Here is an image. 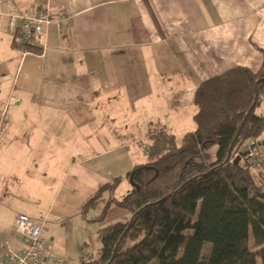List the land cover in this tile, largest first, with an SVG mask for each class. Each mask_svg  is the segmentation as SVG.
Listing matches in <instances>:
<instances>
[{
  "label": "crops",
  "instance_id": "1",
  "mask_svg": "<svg viewBox=\"0 0 264 264\" xmlns=\"http://www.w3.org/2000/svg\"><path fill=\"white\" fill-rule=\"evenodd\" d=\"M39 8L52 21L41 49L24 51L13 44L9 15ZM257 46L264 0H0V241L26 247L15 231L25 213L54 243L44 216L79 213L125 176L136 165L130 146L150 125L195 126L198 85L237 66L257 71ZM118 157L127 171L108 181L102 168ZM261 165L250 169L262 178ZM32 206L43 218L28 214Z\"/></svg>",
  "mask_w": 264,
  "mask_h": 264
},
{
  "label": "trees",
  "instance_id": "2",
  "mask_svg": "<svg viewBox=\"0 0 264 264\" xmlns=\"http://www.w3.org/2000/svg\"><path fill=\"white\" fill-rule=\"evenodd\" d=\"M39 51L41 46H24ZM263 61L257 71L246 66L225 70L196 88V127L178 139L166 126L149 128L151 144L146 161L125 176L102 185L81 207L86 214L104 202L96 221H102L110 205L134 215L99 229L98 259L81 264H264V161L262 178L250 167L258 162L241 159L242 145L257 142L264 132V115L256 108L264 95V47L257 46ZM259 97L227 160L230 145ZM216 146L215 157L209 152ZM264 149V145H263ZM123 178L130 188L122 197L115 191Z\"/></svg>",
  "mask_w": 264,
  "mask_h": 264
},
{
  "label": "rangeland",
  "instance_id": "3",
  "mask_svg": "<svg viewBox=\"0 0 264 264\" xmlns=\"http://www.w3.org/2000/svg\"><path fill=\"white\" fill-rule=\"evenodd\" d=\"M256 111L258 113H264V98L261 105L256 108ZM138 127L141 130L146 129V127L143 125H140ZM156 127H159V125H150V128ZM170 127L179 139L186 131L195 129L196 123L195 126L175 125L174 127ZM130 141L128 140V142ZM150 144L151 139L147 134L139 138L138 142L135 140V143L131 144L130 149L133 151V161L135 164H137L138 162L142 163L146 161V151L149 148ZM248 145V142L245 143L243 145V148L246 146L248 147ZM259 145L263 147V145ZM215 151L216 146H212L209 150L212 159H214L215 157ZM105 158L106 157H103L102 160H104ZM118 160L119 162L116 163V167L114 164H109L105 169L102 168L106 171V173L103 174L106 180L110 181L114 179L115 176L127 171L122 158L118 157ZM129 188L130 185L127 181L124 180L118 187L116 195L119 198L122 197ZM103 205L104 202L100 203L97 207L91 209L85 216L82 215L81 212L71 214L67 217H60L53 214L49 215L48 218H45L44 216V219H46L47 221V228L50 230L49 235L51 234L55 237L53 245L55 246L54 253L56 255L61 256L70 264H80L86 254H90L92 259H95L99 256L101 250L99 229L120 221L122 217H124L122 214H125V212H128V214L131 215L128 210L125 211L126 209L112 206L111 209L107 212V215L103 221H92L91 219L100 214ZM32 208V211L28 212V214L43 218L44 214L42 208L36 206H32ZM131 217L132 215L129 216V218H125V220L122 219L121 221H126Z\"/></svg>",
  "mask_w": 264,
  "mask_h": 264
},
{
  "label": "built area",
  "instance_id": "4",
  "mask_svg": "<svg viewBox=\"0 0 264 264\" xmlns=\"http://www.w3.org/2000/svg\"><path fill=\"white\" fill-rule=\"evenodd\" d=\"M61 18H65L61 14ZM52 21V14L47 8H39L29 15L10 14L7 22L8 31L16 42L24 46H35L44 35ZM244 159L264 161V149L257 142L248 145ZM44 223L33 220L29 215L20 213L15 220V231L21 235L26 247L21 251L13 250L7 242L0 241V264H66V260L53 252V243L43 236ZM93 260L90 254L83 258L84 263Z\"/></svg>",
  "mask_w": 264,
  "mask_h": 264
},
{
  "label": "water",
  "instance_id": "5",
  "mask_svg": "<svg viewBox=\"0 0 264 264\" xmlns=\"http://www.w3.org/2000/svg\"><path fill=\"white\" fill-rule=\"evenodd\" d=\"M260 81H264V77L259 78V79L257 80L256 83L258 84ZM258 97H259V92H258V90L256 89V92H255V99H254V101H253L251 107L249 108L247 114L245 115V117H244V119H243V121H242V123H241V125H240V127H239V130H238V132H237L235 138L233 139V141H232V143H231V145H230V148H229V151H228L227 160H228V159L230 158V156H231L232 148H233V146H234V143H235L237 137H238L239 134H240V131H241V129H242L244 123H245L246 118L248 117V115L251 113V111H252V110L255 108V106H256V103H257ZM258 144L264 145V142H258ZM245 153H246V152H241L240 154H238V155L235 157L234 162H235V163L239 162L240 159H241V156H244ZM133 217H134V215H132V217L130 218V220H129V222H128V225H127V227H126L124 233L122 234V237L125 235V233H126V232L128 231V229L130 228V226H131V224H132V221H133ZM122 237L120 238V240L122 239ZM120 240L118 241V243H117L116 246H115V249H114V252H113L112 258H111L106 264H109V263L112 261V259L114 258Z\"/></svg>",
  "mask_w": 264,
  "mask_h": 264
}]
</instances>
